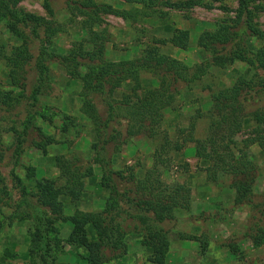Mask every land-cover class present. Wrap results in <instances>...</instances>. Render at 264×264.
I'll use <instances>...</instances> for the list:
<instances>
[{
	"label": "trees",
	"instance_id": "trees-1",
	"mask_svg": "<svg viewBox=\"0 0 264 264\" xmlns=\"http://www.w3.org/2000/svg\"><path fill=\"white\" fill-rule=\"evenodd\" d=\"M21 1L0 0V26L19 41L17 45L0 43V65L7 69V82L11 88L0 90V160L11 147L13 155H20L28 132L37 134L38 141L31 140L30 144L42 152L53 142L37 126L36 115L42 116L40 113L22 122L21 131L4 124L5 116L22 101L34 106L40 97L49 93V63L58 62L71 79L81 80L80 113L93 127L92 161L100 169L99 185L108 191L103 212L75 211L67 220L72 224L64 241L67 246L84 248L86 264H108L126 256L125 234L115 223L119 217L117 208L123 207L144 227L141 246L147 252V261L165 264L169 246L167 231L158 226L171 222L175 210L188 209L191 195L189 188L179 183L162 182L161 174L166 154L181 150L185 143L193 144L196 158L208 159L210 153L214 154L212 164L206 170L208 181L216 182L220 175L230 177V186L235 192L234 203L247 205L252 210L246 237L252 242H264V194L254 198L252 193L256 166L248 151L252 145L264 148V28L256 21L252 0H238L232 17L222 18L211 31H203L197 37L196 46L208 58L204 69L193 70L192 74L188 66L163 55L156 46L144 48L140 56L132 60L107 61L105 45L109 34L102 27V16L112 15L137 22L155 14L164 16L165 13L158 11L160 7L192 9L200 5L198 0H120L129 9L115 8L96 0H62L66 13L64 23L56 19L52 4L55 0H44L47 17L23 11L19 8ZM261 9L264 12V7ZM67 24H77L80 30L87 32V38L77 42L67 53H57L51 45L58 35L66 32ZM189 38L188 31L176 30L168 40L157 43L186 50ZM250 41L259 42V47L252 51ZM33 42L38 43L36 55L31 51ZM235 62L245 63L254 69V74L260 71L261 77L243 75L231 86L212 92L209 110L197 113V118L208 120L206 135L195 139L194 122L190 121L181 131L182 142L171 145L160 126L164 110L175 101L178 84H189L209 68L224 69ZM144 73L158 78V86L143 90L139 77ZM125 83L131 84L130 93L119 100L114 99L113 92ZM93 95L104 96L102 113L97 110ZM247 118L255 125L253 137L236 141ZM8 132H12L13 140L6 148L3 138ZM137 136L161 141L153 152L151 167L142 177H137L129 168L125 171L113 169V157L128 138ZM80 163L76 157L59 156L55 165L62 185L58 187L53 179H41L35 183L33 198L36 205L28 211L33 221L28 256L36 264H57L56 252L63 243L55 228L63 214L59 199L65 196L73 203L80 201L84 179L92 175L89 169L82 171ZM6 195L5 189L0 188V210L1 199ZM112 211L116 212L110 215ZM88 225L92 227L93 240L87 237Z\"/></svg>",
	"mask_w": 264,
	"mask_h": 264
},
{
	"label": "rangeland",
	"instance_id": "rangeland-1",
	"mask_svg": "<svg viewBox=\"0 0 264 264\" xmlns=\"http://www.w3.org/2000/svg\"><path fill=\"white\" fill-rule=\"evenodd\" d=\"M115 8L129 9L120 0H96ZM176 1V0H172ZM185 1V0H180ZM200 5L192 9L167 10L159 8L165 15L137 22L126 21L112 15L102 16V27L109 34L105 45V59L118 62L138 58L142 50L156 46L163 55H168L193 70L204 66L207 55L196 46V39L203 31H211L214 24L222 18L233 16L238 0H198ZM52 4L56 19L64 23L66 13L62 0ZM251 7L256 21L264 28V0H252ZM19 8L27 13L47 17V3L44 0H22ZM225 9V10H224ZM160 17V18H159ZM1 25V24H0ZM176 30L189 33V47L179 50L170 44L160 45L157 41L168 40ZM66 32L58 35L51 45L57 53H67L77 43L87 38V32L80 30L77 24L66 25ZM0 43L15 44L19 41L12 33L0 26ZM250 49L256 50L259 42L250 41ZM34 55L38 52V43L31 44ZM204 69V67H203ZM245 63L235 62L224 69L209 68L204 75L191 78L189 84L179 83L178 93L172 106L165 109L161 130L165 131L171 145L181 143L184 131L190 121L194 122L195 139L206 135L208 120L197 118V113H206L211 106L210 94L231 86L243 75H258ZM192 77V76H190ZM140 83L144 89L158 86V78L144 73L140 75ZM49 79L51 90L39 98L36 105L27 102L15 107L5 116V127H16L22 130L21 123L36 115L37 126L43 134L50 136L53 142L45 147V152L34 148L31 140L38 141L35 132H28L20 155L12 154V147L0 160V188L7 195L1 199L0 210V264H36L29 258V234L33 231V221L29 209L36 205L33 198L35 183L41 179L58 180L59 171L55 159L76 157L81 160V169H89L92 175L84 179V192L80 201L71 202L62 196V217L55 223L58 237L62 240V248L56 252L57 264H86L87 252L82 247L67 246L64 241L72 230L67 221L75 211L85 213H101L107 204L108 191L99 185L100 169L92 161V143L95 133L89 120L80 113L82 99L80 97L81 80L71 79L58 62L49 63ZM257 79V78H255ZM130 83L113 92L114 99H121L130 93ZM11 89L7 82V69L0 65V90ZM140 91V90H139ZM142 92V91H141ZM104 96L93 95L92 99L99 112H103ZM208 105H210L208 107ZM255 125L250 118L243 121L242 130L236 141L253 137ZM4 145L10 147L12 132L4 136ZM159 139L150 140L143 136L130 137L114 157L113 169L125 171L132 169L137 177L152 165V155ZM250 158L256 166L255 182L252 193L254 198L264 194V148L252 145L248 148ZM214 154L208 159L195 157L194 146L185 143L176 152H168L164 159L161 181L166 184L179 183L190 190L188 209L174 211V219L158 226L167 231L169 242L165 264H264V242H252L246 237L252 210L247 205L234 203L235 192L231 188L230 177L220 175L216 182L207 179L206 170L211 166ZM126 175V174H125ZM119 217L116 225L125 234L123 242L128 253L123 258L108 264H151L147 261V252L141 246L144 227L132 219L125 208H117ZM116 211H112L113 215ZM135 213V212H134ZM87 237L94 239L92 227L87 226Z\"/></svg>",
	"mask_w": 264,
	"mask_h": 264
},
{
	"label": "crops",
	"instance_id": "crops-1",
	"mask_svg": "<svg viewBox=\"0 0 264 264\" xmlns=\"http://www.w3.org/2000/svg\"><path fill=\"white\" fill-rule=\"evenodd\" d=\"M210 105H208V107H209Z\"/></svg>",
	"mask_w": 264,
	"mask_h": 264
}]
</instances>
